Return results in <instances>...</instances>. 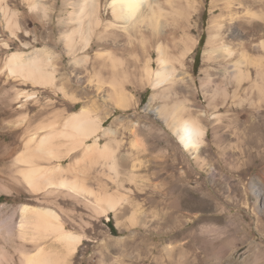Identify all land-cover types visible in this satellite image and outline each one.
Here are the masks:
<instances>
[{"label":"rangeland","instance_id":"374dc122","mask_svg":"<svg viewBox=\"0 0 264 264\" xmlns=\"http://www.w3.org/2000/svg\"><path fill=\"white\" fill-rule=\"evenodd\" d=\"M31 1L0 0V264H21L22 251L35 253L42 247L65 255L64 264H264V99L250 88L251 81L238 83L234 77L238 68L248 67L253 80H262L256 66L264 71V6L258 9L260 16L241 12L228 30L224 21L226 44L233 50L209 62L206 92L218 99L215 107L202 89L200 69L205 67L209 20L225 0H171L173 7L159 0L158 29L164 32L166 23L177 28L173 45L167 38L172 53H180L184 33L198 40L182 75L186 80L191 75L196 84L193 94L185 95L208 115L204 160L196 162L158 115L159 100L149 101L154 90L144 78L140 34L133 33V44L125 49L100 42L99 34L113 19L111 0H100L98 26L83 22L90 44L84 46L78 34L75 55L67 52L63 36L77 27L71 16L84 0H36L45 14ZM187 2L196 10L184 31L175 8H185ZM248 20L257 25L252 33ZM156 36L150 37L154 45ZM152 49L156 60L158 52ZM42 50L50 57L56 84L37 85L9 73L6 62L14 52L29 58ZM110 52L120 62L113 64ZM115 79L125 88L124 108H116L107 95ZM85 106L108 115L104 124L110 131L99 133V145L114 148L117 171L108 159L88 155L83 147L66 153L68 142L61 137L55 142L64 156L36 163L46 169L60 165V171L51 169L55 175L118 199L113 208L102 205L104 211L84 191L56 186L33 191L17 170L24 166L17 159L29 137L60 128ZM215 112L222 115L219 121ZM94 141L95 136L86 139L87 144ZM23 205L53 210L64 228L80 238L76 250L67 254L65 243L54 236L39 241L38 248L21 237Z\"/></svg>","mask_w":264,"mask_h":264},{"label":"bare ground","instance_id":"6f19581e","mask_svg":"<svg viewBox=\"0 0 264 264\" xmlns=\"http://www.w3.org/2000/svg\"><path fill=\"white\" fill-rule=\"evenodd\" d=\"M166 1L170 2L173 7L174 1ZM31 2L33 8L40 9L44 12L43 14H45L46 10L43 4L36 0ZM263 6L264 0H225L221 12L211 16L207 28L208 37L202 58L205 67L200 69V73L202 74L200 77L202 89L205 90V96L208 98L210 97L209 106L214 105L217 107L215 103H217L218 100L215 99V97L209 96L206 92V86L210 81L211 65L209 62L212 59L215 60L219 58L217 56L224 54V51L232 55L231 53L233 50L231 46L226 44L225 39L227 37V32L223 30L224 21H228V25L226 26L228 30L241 12L244 13V17H246V14L253 17L260 16L263 15V12L259 13L258 9ZM79 8V12L71 16V19L77 22V27L75 30L66 32L63 36L67 52L73 55H75L77 50L76 36L78 34H80L79 36H81L84 46L90 44V34L82 30L83 22L87 20L92 26H98L101 23L100 0H84L79 5ZM109 8L111 9L113 19L106 24L105 32L99 34L100 42L104 44L109 42V44L113 46L120 45V49H125L124 45L133 44V42H131L133 33L140 34L139 39L144 48V78L147 83L153 86L154 90L149 100L150 103L159 100L160 103L157 106L158 115L162 117L165 123L173 130L183 150L189 154H193V158L196 162L204 160L202 151L205 150L204 146L207 143L208 126L206 122L208 115L203 110L198 109V103L191 102L190 97L187 96V93L193 91L196 87L194 79L191 75H186L188 80L183 77L186 74V58L193 51L198 40L184 33L182 35V49L180 53L178 55L172 53L170 44L172 43L173 45L176 42L174 41L175 38L173 34L177 28L171 26L169 23L165 25H163V23L162 27L165 29L164 32L158 29L160 17L162 16V7L159 0H111L109 2ZM195 10L196 6L190 2H187L185 8H175L177 16L181 18L180 27L178 26L179 28L185 31L186 24H188L187 21H190V15ZM246 24H250L248 26L251 30L249 33H252V31L256 29L257 25H255V23L251 24V20H248ZM88 29H90V27ZM147 31L151 33L146 34L145 32ZM152 35H157V42L155 45L150 39ZM168 37H170L171 43L169 42L170 39H167ZM147 43L150 44L148 45ZM154 46L158 52L156 60H154L153 57L154 49H152V47ZM240 53L244 55L243 60H248L244 49H242ZM103 54L104 53H101L99 55L102 56ZM107 55L113 64L120 62L119 58L112 57L114 55L113 52ZM48 57L49 56H47L43 50L42 52L35 53L29 58H24L21 52H14L6 62V67L11 75L21 77L23 81L31 80L37 85H53L56 84V75L48 68L50 62V57ZM154 61L157 63V68L154 66ZM248 62L252 63V61ZM256 67L258 75L262 77V80L259 82L253 80L251 70L248 67H246V69L238 68L234 77L238 83H240L242 79L251 81L250 88L257 89L261 99H264V71H261L258 65ZM109 84L110 87L106 90L108 91L107 95L115 102L116 108H124L127 102L122 81L115 79ZM185 92H187L186 95ZM221 92L227 95L224 89ZM191 93L193 94V92ZM250 101L251 105H254L255 100L251 99ZM107 117L108 115L106 113L94 114L91 108L85 106L79 112H75L69 116L62 123L60 128L53 129L54 131L44 134L38 137V139L36 137H29L25 142V153L17 159L24 164V166L17 169L22 175L21 179L26 182L33 191L45 190L53 186L67 187L70 191L75 193L84 191L88 194H93L98 203L97 209L100 208L104 211L105 209L101 207L102 205L108 206L109 208L115 207L118 203V199L114 196L99 195L95 193L93 189L79 183L77 179L71 182L68 181V178L55 175L52 170L60 171L62 169L60 165H56L53 169L51 168V170L36 163L38 159L50 160L64 156L62 155L59 144L55 142L57 137H61L68 142L66 153L83 147L85 153L88 155L108 159L110 167L117 171L118 164L116 162L114 148L110 144H104L103 146L99 145V133L102 131L106 134L110 131L104 124ZM213 118L219 121L222 115L215 112ZM92 136H95V141L91 144H87L86 139ZM32 143H35V145L33 146ZM21 216V224L19 225L20 235L23 238L27 237L30 239L35 248H38L39 241L49 236H54L53 239L55 241L65 243L67 254H71L76 250L80 238L64 228L62 222L53 210L23 205L21 207ZM20 259L21 264H64L65 255L62 256L58 252H53L50 251V249L48 250L42 247L38 248L35 253L22 251Z\"/></svg>","mask_w":264,"mask_h":264},{"label":"trees","instance_id":"16d2710c","mask_svg":"<svg viewBox=\"0 0 264 264\" xmlns=\"http://www.w3.org/2000/svg\"><path fill=\"white\" fill-rule=\"evenodd\" d=\"M201 42H202V40H201Z\"/></svg>","mask_w":264,"mask_h":264}]
</instances>
